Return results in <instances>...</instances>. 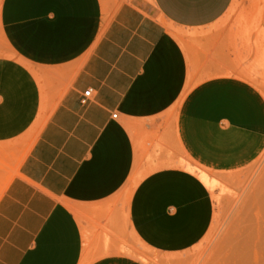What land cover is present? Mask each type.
<instances>
[{"label": "crops", "instance_id": "crops-1", "mask_svg": "<svg viewBox=\"0 0 264 264\" xmlns=\"http://www.w3.org/2000/svg\"><path fill=\"white\" fill-rule=\"evenodd\" d=\"M232 1L0 0V162L15 167L0 264H141L118 250L124 226L160 254L198 244L214 204L180 157L218 173L253 163L264 99L193 67L182 47L197 32L167 26L209 28Z\"/></svg>", "mask_w": 264, "mask_h": 264}, {"label": "rangeland", "instance_id": "rangeland-1", "mask_svg": "<svg viewBox=\"0 0 264 264\" xmlns=\"http://www.w3.org/2000/svg\"><path fill=\"white\" fill-rule=\"evenodd\" d=\"M167 28L197 32L186 39L185 48L178 42L197 70H223V75L249 83L264 99V0H233L224 15L206 29ZM45 117L44 112L23 138L24 151ZM178 167L197 176L210 191L214 214L204 237L187 251L160 254L146 248L124 226L117 238L119 252L141 264H264V151L250 165L228 173L207 171L184 156ZM14 172L11 163L0 162V193ZM98 240L104 246L111 244L108 236Z\"/></svg>", "mask_w": 264, "mask_h": 264}, {"label": "built area", "instance_id": "built-area-1", "mask_svg": "<svg viewBox=\"0 0 264 264\" xmlns=\"http://www.w3.org/2000/svg\"><path fill=\"white\" fill-rule=\"evenodd\" d=\"M90 93H91L90 90L84 92L83 99L81 100V104H85L86 103L87 98L90 96ZM113 117H116V115H113Z\"/></svg>", "mask_w": 264, "mask_h": 264}]
</instances>
